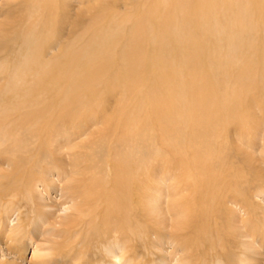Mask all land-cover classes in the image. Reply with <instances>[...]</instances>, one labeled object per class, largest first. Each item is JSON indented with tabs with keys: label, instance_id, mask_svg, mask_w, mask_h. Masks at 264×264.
Instances as JSON below:
<instances>
[{
	"label": "bare ground",
	"instance_id": "6f19581e",
	"mask_svg": "<svg viewBox=\"0 0 264 264\" xmlns=\"http://www.w3.org/2000/svg\"><path fill=\"white\" fill-rule=\"evenodd\" d=\"M2 1L0 264H264V0Z\"/></svg>",
	"mask_w": 264,
	"mask_h": 264
},
{
	"label": "rangeland",
	"instance_id": "374dc122",
	"mask_svg": "<svg viewBox=\"0 0 264 264\" xmlns=\"http://www.w3.org/2000/svg\"><path fill=\"white\" fill-rule=\"evenodd\" d=\"M5 1H6V0H4V2H5ZM2 2H3V1H2ZM4 2H3V3H4ZM188 147H189V146H188ZM193 147H194V145L191 146V148H193ZM191 148L188 149V148L186 147V152L191 153V152H189V151H191ZM161 174H162V173H161ZM161 174H160V175H161ZM169 185H170V183L168 184V186H169ZM259 198L263 200L262 195L255 196V199H256V200L259 199ZM30 242L33 243L32 240H31ZM32 247H33V245L29 246V248H32ZM26 252L29 253V254H27V255L25 256V257H26V260H27V262H28V261L30 260V258H31V253H32V252H31V250H27Z\"/></svg>",
	"mask_w": 264,
	"mask_h": 264
}]
</instances>
